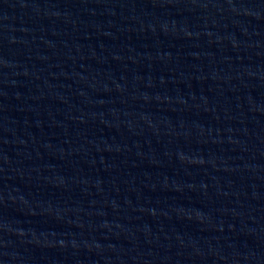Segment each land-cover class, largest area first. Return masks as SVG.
<instances>
[{
	"label": "water",
	"instance_id": "1",
	"mask_svg": "<svg viewBox=\"0 0 264 264\" xmlns=\"http://www.w3.org/2000/svg\"><path fill=\"white\" fill-rule=\"evenodd\" d=\"M0 264H264V0H0Z\"/></svg>",
	"mask_w": 264,
	"mask_h": 264
}]
</instances>
